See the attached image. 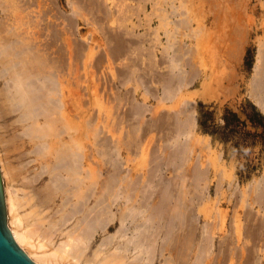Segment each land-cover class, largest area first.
I'll return each mask as SVG.
<instances>
[{"label": "rangeland", "instance_id": "374dc122", "mask_svg": "<svg viewBox=\"0 0 264 264\" xmlns=\"http://www.w3.org/2000/svg\"><path fill=\"white\" fill-rule=\"evenodd\" d=\"M11 31L53 58L59 84L69 85L86 112L89 153L96 155L107 141L123 175L147 176L154 160L163 161L174 149L178 120L194 119L190 134L180 139L189 144L185 184L195 181L199 191H189L200 199L193 206L196 233L213 226L217 264L248 259L264 264V200L253 191L264 181V122L248 119L253 112L264 117L251 89L264 56V0H0V38ZM179 46L193 53L182 64L173 61ZM182 68H195L198 75L167 95L165 82ZM77 104L69 111L79 133ZM224 108L237 115L239 132L223 129ZM199 112L210 113L206 122L216 128L214 135L198 129ZM16 117L7 112L0 91V167L13 171L6 179L0 169L3 191L7 186L19 198L32 188L43 194V178L31 189L23 185L37 167L29 162L34 155L27 154L31 145L18 134ZM111 165L105 168L110 171ZM195 168L201 173L198 181L191 174ZM163 176L170 180L173 173L165 168ZM59 203L57 198L53 205ZM117 228L114 223L109 234ZM162 259L153 264H163Z\"/></svg>", "mask_w": 264, "mask_h": 264}, {"label": "bare ground", "instance_id": "6f19581e", "mask_svg": "<svg viewBox=\"0 0 264 264\" xmlns=\"http://www.w3.org/2000/svg\"><path fill=\"white\" fill-rule=\"evenodd\" d=\"M182 23L185 24L181 22L179 26ZM12 32L0 38V79L3 81L0 91L7 112L17 115L15 122L23 130L18 134L22 132L20 136L27 138L24 143L31 145L27 154L34 155V159L29 162L36 163L37 167L28 170L29 179L23 178L19 183L28 179L23 185L31 189L42 178L46 181L44 191L40 187L45 194L32 188L29 195L27 192L19 198L7 186L4 194L0 177L5 223L13 242L35 264H153L159 257L163 258V264H217L213 226H204L203 233L202 230L200 235L196 233L198 217L193 213V206H198L200 200L196 195L199 193L197 182L192 184L195 187L185 184L189 144L180 138L190 134L194 119L185 116L182 122L175 123L174 149L168 153V159H155L147 176L123 175L120 162L114 157V147L107 141H103L96 155L89 153L86 112L74 101L69 85L64 88L59 84L53 58L44 56L38 47ZM174 33H170L173 40ZM191 53L179 46L173 50V61L185 63V56L189 55V59ZM262 59L251 89L264 111V56ZM194 69L183 70L164 81L165 93L170 95L173 90L188 87L198 75ZM76 104L79 133L70 115L72 110L69 111ZM107 163H112L110 171L105 168ZM165 168L173 173L172 179L164 178ZM0 169L3 178L13 172L4 166ZM191 174L196 181L201 176L196 168ZM189 191L196 194L191 192L190 197ZM253 191L256 198L264 200V181L257 183ZM57 198L59 205H53ZM19 210L24 214L19 215ZM114 223L118 228L109 234ZM97 236H100L98 242ZM225 249L220 251L223 256L228 252ZM249 261L244 262L252 264Z\"/></svg>", "mask_w": 264, "mask_h": 264}, {"label": "water", "instance_id": "95a60500", "mask_svg": "<svg viewBox=\"0 0 264 264\" xmlns=\"http://www.w3.org/2000/svg\"><path fill=\"white\" fill-rule=\"evenodd\" d=\"M0 264H35L11 239L6 228L0 183Z\"/></svg>", "mask_w": 264, "mask_h": 264}, {"label": "trees", "instance_id": "16d2710c", "mask_svg": "<svg viewBox=\"0 0 264 264\" xmlns=\"http://www.w3.org/2000/svg\"><path fill=\"white\" fill-rule=\"evenodd\" d=\"M209 114V112H199L197 120L198 129L203 133L214 135L216 128L213 126L210 127L206 122V120L209 118ZM221 119L223 121V129L226 130V133L232 135L239 132L238 125L240 124V121L234 112L224 108ZM248 119L251 123L254 124L264 122V117L261 116L258 112H253V114Z\"/></svg>", "mask_w": 264, "mask_h": 264}]
</instances>
